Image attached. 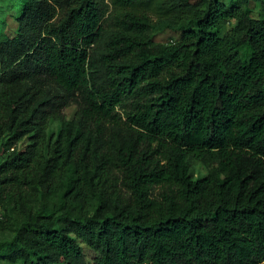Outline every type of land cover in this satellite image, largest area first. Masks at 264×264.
Listing matches in <instances>:
<instances>
[{
    "label": "trees",
    "instance_id": "1",
    "mask_svg": "<svg viewBox=\"0 0 264 264\" xmlns=\"http://www.w3.org/2000/svg\"><path fill=\"white\" fill-rule=\"evenodd\" d=\"M195 1L13 0L0 264H264V0Z\"/></svg>",
    "mask_w": 264,
    "mask_h": 264
},
{
    "label": "rangeland",
    "instance_id": "2",
    "mask_svg": "<svg viewBox=\"0 0 264 264\" xmlns=\"http://www.w3.org/2000/svg\"><path fill=\"white\" fill-rule=\"evenodd\" d=\"M224 1L227 4H231V2L237 0H224ZM250 1H251V6L254 10V14L257 16L258 7H256V2L254 0H250ZM195 2L198 1L196 0ZM16 16H17V11L15 10L13 0H0V34H4L6 36H12L15 33L17 27ZM154 33H155L154 41L157 43H170L177 38L176 33L173 32L172 30H165V31L157 30ZM75 110L76 109L74 107L70 108L67 112L68 117L72 118L74 116ZM59 128H60L59 122L52 123L51 131L57 133ZM21 146H24V144ZM193 169L196 176L205 175L208 172V168L198 162H193ZM5 236H9V234ZM84 249L88 260L91 262L92 259L95 257V253L87 247H84Z\"/></svg>",
    "mask_w": 264,
    "mask_h": 264
}]
</instances>
